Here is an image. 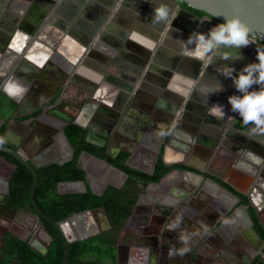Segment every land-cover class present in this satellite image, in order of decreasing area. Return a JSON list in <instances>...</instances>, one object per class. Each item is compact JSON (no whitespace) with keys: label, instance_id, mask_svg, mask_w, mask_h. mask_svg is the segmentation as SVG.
<instances>
[{"label":"crops","instance_id":"obj_1","mask_svg":"<svg viewBox=\"0 0 264 264\" xmlns=\"http://www.w3.org/2000/svg\"><path fill=\"white\" fill-rule=\"evenodd\" d=\"M24 4L25 2L21 0L13 2L14 10H17V7L23 8ZM33 6L39 7L33 3L24 7L26 13L21 16H26L28 20L25 22L29 23V20L34 19L36 12L34 14L33 12L36 9ZM2 10L4 6L0 4V23L3 17ZM2 26L0 25V46L4 43L5 48L8 47L6 51L0 52V85L15 76L30 82L31 89L20 104L9 100L4 92L0 91V129L3 127L2 136L6 132L9 142L15 145L20 143L26 147L24 153L38 165L37 168L57 163L55 161L59 159L62 162L58 164H62L72 158L73 148L70 142V146L68 145L60 130L63 128L64 131L68 125H74L73 123L79 124L85 131L87 144L98 149L100 146L108 145V150L114 156L120 152L128 153L130 165H127L130 168L145 173L151 171L148 173L151 174L158 158L165 165L181 164L183 167L172 168L158 181L148 182L138 193L126 220V228L123 230L126 233L125 238H138L137 242L142 244L141 250L145 254L144 259L153 262L152 264H264V245L251 231V227L254 228V226L249 212V208H252L256 216L259 211V216L264 221V190L257 188L256 179L251 173L240 171L234 166L238 159L237 153L230 149L234 145L232 143L234 138L226 137L231 143H226L224 146L221 141V149L216 148V153L210 157L208 146L204 141L193 134L194 132H189L193 129V124L182 119L183 110L176 112L177 115L171 121L175 124L168 126L163 117L167 100L160 99L158 110L152 108V102L146 99L151 97L152 91L156 90L154 87L145 88L136 99L128 96L122 104L118 103L119 105H116L119 110L118 117L116 120L110 119L102 111L107 109V106L110 108L109 105L104 104V99L109 92L115 94V98L121 92L111 80L129 83V78L124 75L128 73L120 68L121 65L119 66V63L127 64L128 62L123 61L116 51L106 56L108 61L105 63L91 57L90 48L79 52L80 54L71 49V54L74 53L79 58L76 60L78 66L74 68L75 72L70 75V79L75 77V80L68 81V73L72 70L70 60L75 58L61 56L60 53L39 43L36 38L40 36V32L35 35L33 42L24 46L22 41L27 39L24 25L12 33L6 30L8 26L6 23L5 28L2 29ZM5 38L7 41H4ZM159 39L162 41L164 36ZM17 52L19 57L16 58L13 54ZM160 59L166 60L162 57ZM60 71L67 74L64 80L61 79ZM161 77L163 80L165 78L166 81H171L170 75ZM184 81L185 79L183 80L181 76L177 77L175 86H180ZM197 83L200 82L194 80V85ZM63 87H65L64 92ZM54 96L52 106L46 107L44 113L34 117L35 110L50 102ZM63 96L67 98L63 100ZM72 97L83 100L82 107L78 110H74L68 103ZM204 97L207 98L205 95ZM100 99L101 102H99ZM200 101L197 102L201 104ZM37 103L41 106L31 110V106ZM214 104L223 105L225 119L219 120L212 114L210 107ZM227 105L226 99L220 97L209 99L206 105V116L224 123L223 134L226 132L231 136L243 137L244 135L239 134L238 131L242 129L240 120H237L238 124H234L231 128L227 117L236 119L237 113H227L229 110ZM24 109L26 111L21 112ZM152 119L156 121V124ZM7 123H10V127L6 128ZM204 128L208 132H214L209 126L205 125ZM107 129L110 130L109 133ZM200 133L201 136L207 137L205 133ZM184 134L194 137L196 143L187 145L185 148ZM249 143L253 148L263 147L254 140ZM78 159L77 164L85 171L86 183L92 192L97 191L101 194L108 185L121 187L126 180L127 175L124 172L106 165L91 155L82 152ZM184 169L190 172H185ZM14 170L0 157V197L8 194L5 192V182L7 179L10 181ZM214 178L230 185L245 196L247 202H240L238 194L224 188ZM176 189L183 192L179 198L180 203L175 208L162 207L161 201L171 197ZM238 208L246 211L249 225L231 229L222 226L220 219L224 216H232ZM178 213L185 214L182 224L185 229L198 228L197 221H204L212 228L208 235L196 238L188 254L170 258L169 247L180 245L177 242L178 233L169 231L165 227L168 221H171ZM0 218L13 220L17 229H22V232L15 233L19 237L28 234L25 217L16 220L15 217L11 218L0 211ZM98 218H102L100 214ZM93 220L95 217L89 215L86 222ZM5 231L9 230L0 231V234ZM145 248L149 249V253Z\"/></svg>","mask_w":264,"mask_h":264},{"label":"water","instance_id":"obj_2","mask_svg":"<svg viewBox=\"0 0 264 264\" xmlns=\"http://www.w3.org/2000/svg\"><path fill=\"white\" fill-rule=\"evenodd\" d=\"M15 1L19 2V0H0V3L4 6V10L1 12L3 17L0 25H3L1 27L3 29L5 28L4 24L6 23L8 25L6 30L10 33L17 30L18 27L21 28L24 25L25 28L23 27V29L27 32V39L22 41L24 46H28L31 42H33L35 40V35L39 32L41 33L42 29L45 31L47 29H50V31H60L58 30V23H60L58 20L59 18L62 20L65 17L70 25L68 26L66 24V27H69L68 29L64 27L65 31H67L68 37L61 41L58 39L59 45L57 44L58 47L56 50L61 56L75 58L73 61L69 59L72 64L71 73H73V69L78 66L76 60H78L79 56L74 53L71 54L70 49H72L71 51H76L78 53L88 50V48H90L89 45L91 41L93 42L94 39H96L97 32L101 31L103 28V31L101 32L102 36L100 38L106 45L102 44L100 41L95 42L92 51L90 52L91 57L106 63L108 61V57L106 56H110L114 53V51H116L123 61L128 62L127 64L119 63V66L121 65L120 68L124 69L128 73L124 75L129 78V83H124L114 79L111 80L110 77H107L108 80L113 81L117 88L121 90L116 98L114 96L115 94L109 92L107 97L104 99V104H106V106L109 105L110 107L108 108L107 106V109H105V113L110 119H117L119 110L116 105L118 103L122 104L126 101L128 96L136 99L142 91L144 92L145 88L151 89L150 87H154L156 90L153 89V95L151 94V97L146 99L150 101V103L152 102V108L158 110L161 101L160 99L167 100L165 105L166 109H164L166 112H164L163 117L168 126L175 124V122L171 121H173L177 115L176 112L183 110L182 119L193 124V129L189 132H194L193 134L199 136L201 141H204V143L208 146V153L210 157L213 156L212 154L216 153V148L221 149V141L224 146H226V143H231L228 139H226L228 136L230 138H234L232 143L235 146L232 145L233 148H230L234 153H237L241 149H245L244 144L247 142L249 144V142H251V140L249 141V139L245 136L241 137L233 135V137L226 132L223 134V127L225 126L223 125L224 123L219 120L210 119L206 116V105L209 102V95L207 96V99L204 97L203 93L210 91L208 87L209 85L215 84L216 81H219L220 83L224 81V88L221 92H219L220 94H217V96L223 97L227 101L228 97L231 95H240V93L235 89L233 81H231L230 78H225L215 71L216 67L224 65L227 61L216 59L212 65L205 67L201 61L195 59L191 55L185 54L181 50L178 40L186 41L193 31L207 34L209 29L213 26L223 23L224 17L231 18L235 16L248 26L250 31L249 39L252 41V44L248 47L239 49V51L242 50L244 53H254L255 50H257L260 54H263L264 50L257 44V42H264V0H166V2L170 3V7L172 6V15L175 16V19L171 24V31H169L168 25L166 24L157 25L153 23L152 16L154 15V0H51L48 1L49 4H47L45 8L43 7L41 10L33 12V14L36 12L35 17L34 19L29 20V23L25 22L28 20L26 16L24 17L21 15L26 13L24 7L32 1L25 0V6H23V8L17 7V10H14L13 2ZM180 2L185 3L188 7L194 10L205 13V16L198 17L197 15L186 11L179 6ZM139 4H142L143 7L141 8ZM33 8L39 9L36 6H33ZM143 11H145V14H143ZM53 14H60L63 17H59L57 15H54L53 17ZM21 17L24 21L20 20ZM60 24L63 23L61 22ZM206 25H209V27ZM63 26L64 24L62 27ZM161 36H164L162 41L159 39ZM139 37L151 41V44H144ZM38 38L39 37L36 38L37 41ZM5 40L7 41V38H5L4 41ZM18 53L19 52L13 55L17 58L19 57ZM161 57L166 60L160 59ZM177 59L181 60L180 65L175 63ZM209 72H213L215 74H210ZM167 75H170L171 81L169 82L166 81L165 78L163 80L161 77ZM179 76H181L183 80L185 79V81L182 82L180 86H175L177 84L175 82ZM194 80L195 82L198 81L200 83L194 85ZM228 85L231 90L226 91L225 86ZM254 87L255 85L253 86L254 90H259V87ZM203 98L205 100H202ZM198 100H201V104L197 102ZM101 101L102 100L100 99L99 102ZM129 105H132V101ZM227 107L229 108L227 113H232L229 103ZM235 120V124H238L237 120H240L238 114ZM152 121L156 124L154 119H152ZM73 124L80 127L77 123ZM205 125L212 128L214 132L204 130ZM60 131L69 145V141L64 134L63 128H61ZM109 131L110 130L107 129L108 133ZM200 132L205 133L207 137L201 136L202 134ZM2 137L5 142L4 145L0 144V152L11 155L30 172L32 176L30 186L31 202L41 216L59 229L65 242L82 240L111 228L110 221L103 207L72 214L57 223L52 222L38 208L34 200V187L37 178L35 168H37L38 165L32 162V159L24 153V151H26L25 146L20 147L18 144L15 145L14 143L9 142L6 132ZM70 149L72 152L71 147ZM100 149H103L104 153L107 155L114 156V154L108 150V145L100 146ZM253 150L256 154L258 153V155L262 157V155H260V153H263L261 152V148L257 147V150L255 148H253ZM83 153L91 155L110 167H114L102 158L86 152ZM0 157L9 163L13 169L16 168V164L13 161L2 155H0ZM129 161L130 159L127 158L126 164L130 165ZM55 162L61 163L62 160L59 159ZM183 171L190 172L188 169H184ZM146 172L149 173L151 171ZM8 181L9 179L5 182L6 194L8 193ZM84 190L85 185L82 180L61 181L57 184V192L59 193L83 192ZM93 192L100 194L97 191ZM3 197V195L0 197V211L6 213V215L11 218L15 217L16 220L17 218L25 217L27 219L26 227L28 234L20 237L22 239H27L29 245L36 251L45 253L52 241V237L39 223L38 217L33 216L22 209L13 210L12 208L7 207L2 203ZM98 214H100L102 217L101 219L104 222L103 228L97 230L87 229L86 221L89 219V215H93L96 219ZM74 220L79 221V224L81 225V234L76 236L71 232L72 236L67 237L68 225ZM251 231L257 240L264 245V240L255 232V230L251 228ZM30 233L36 238L37 235L45 237L44 239L46 240V244L42 249H39L33 244V239L31 237L28 239ZM3 244L4 237L1 234L0 246H3Z\"/></svg>","mask_w":264,"mask_h":264},{"label":"trees","instance_id":"obj_3","mask_svg":"<svg viewBox=\"0 0 264 264\" xmlns=\"http://www.w3.org/2000/svg\"><path fill=\"white\" fill-rule=\"evenodd\" d=\"M179 6L199 17L205 13L188 7L180 2ZM264 44V42H261ZM65 135L72 148V158L62 164L53 163L35 168L37 178L34 187V200L38 208L54 223L72 214L85 210L103 207L111 224V228L82 240L65 242L59 229L41 216L30 199L32 176L19 161L7 153L0 154L16 164V169L9 181L8 194L3 203L13 210L36 215L39 223L51 235L52 242L45 253L33 249L26 239H22L11 231L3 232L4 244L0 247V264H113L116 260V243L119 238L125 240L123 226L129 217L138 193L148 183L158 181L174 167L181 164L165 165L158 158L151 174L130 168L126 164L128 153L120 152L115 156L107 155L103 150L85 142V131L68 125ZM3 127L0 129V137ZM4 144V143H3ZM91 153L124 172L127 177L121 187L108 185L101 194H95L86 183L85 171L77 164L80 153ZM217 180L224 188L238 194L240 202L246 203L245 196L238 193L230 185ZM82 180L85 184L83 192H57V184L61 181ZM253 226L264 240V227L259 223L252 208H249Z\"/></svg>","mask_w":264,"mask_h":264},{"label":"clouds","instance_id":"obj_4","mask_svg":"<svg viewBox=\"0 0 264 264\" xmlns=\"http://www.w3.org/2000/svg\"><path fill=\"white\" fill-rule=\"evenodd\" d=\"M154 15L152 21L154 24H166L171 31L172 21L175 16L172 15V6L166 0H154ZM250 31L238 17H224V22L213 26L207 34L193 31L186 41L178 40L181 50L201 61L205 67L212 65L216 59L226 61H239L244 57L239 49L248 47L252 44L249 39ZM216 72L225 78L233 81L234 87L240 95H231L228 97V103L231 111L239 115L242 126L239 134L244 135L250 140L264 145V54L257 56V62L245 65L236 75L234 67L221 65L216 67ZM259 86V90H254L253 86ZM212 89L204 92L206 97L209 94H216L223 90V85L216 81L215 84L209 85ZM31 89L30 82H25L21 78L12 77L0 85V91L14 101L20 104L24 101ZM212 114L219 120L225 119L226 113L223 105L214 104L210 107ZM230 120L231 128L236 123L234 117H227ZM187 145H194L196 139L189 134H184ZM5 142L0 137V144ZM238 159L235 161V167L246 173H253L256 168L264 166V157L258 154L241 149L237 152ZM183 195L182 190L176 189L171 197L161 201V206L165 208H175L180 203V197ZM184 213H178L171 221H168L167 227L169 231L178 233L177 242L179 247L170 246L168 256L174 258L176 256L183 257L191 251V247L196 238L206 236L210 233L211 228L204 221H197L198 228L188 230L182 227ZM222 226L227 228L247 227L249 219L243 208H238L232 216H224L220 219ZM149 253V249L145 248Z\"/></svg>","mask_w":264,"mask_h":264},{"label":"flooded vegetation","instance_id":"obj_5","mask_svg":"<svg viewBox=\"0 0 264 264\" xmlns=\"http://www.w3.org/2000/svg\"><path fill=\"white\" fill-rule=\"evenodd\" d=\"M20 1V0H19ZM21 1H25V0H21ZM32 2L31 3H33V4H36V5H38L39 7V9H36V11H39V10H41V8H45L46 7V5L47 4H49V2L48 1H51V0H31ZM53 1V0H52ZM78 2V1H77ZM76 2V3H77ZM1 4V3H0ZM139 6L142 8L143 6H142V4H139ZM141 8H139V9H141ZM144 10V9H143ZM143 14H145V11H143ZM54 15H57V16H59V17H63V16H61L60 14H53V17H54ZM199 17V16H198ZM204 17V16H203ZM58 22H62L63 24H64V26L62 27V25L63 24H60V23H58V25H59V29L58 30H60V31H50V29L48 30H44V29H42L41 30V33H40V36H39V38H38V42L39 43H42L43 45H46L48 48H50L51 50H54V51H56L57 52V50H56V48L58 47V45H59V40L61 41V40H63L64 38H67V31H65V29H64V27H66V24L68 25V26H70L69 24H68V21L65 19V17H64V19H62L61 20V18H59V20H58ZM56 27H58V26H56ZM67 29L69 28V27H66ZM64 29V30H63ZM103 31V28H102V30L101 31H98L97 32V34H96V39H94V41L92 42L91 41V43H90V49L92 50V48H93V46H94V44H95V42H97V41H100L102 44H104L103 43V41L101 40V32ZM59 39V40H58ZM139 39H143V38H140L139 37ZM151 42V41H150ZM257 42V41H256ZM58 44V45H57ZM257 44L264 50V44H262V43H259V42H257ZM104 45H106V44H104ZM8 47V46H7ZM6 47V48H7ZM6 48H5V46H4V43H2L1 44V46H0V52H3V51H6ZM81 48H82V46H81ZM3 49V50H2ZM67 50V49H66ZM71 50V49H70ZM240 53H242V55H243V59L242 60H239V61H227V63H225L224 65H227V66H230V67H234L235 69H236V72H234L233 74H237L245 65H247V64H249V63H255V62H257V56L258 55H261L257 50H255V52L253 53V52H247V53H244L242 50L241 51H239ZM262 53V52H261ZM263 54H264V52H263ZM73 61V60H72ZM180 59H177L176 60V64L177 65H180ZM71 62V61H70ZM231 62V63H230ZM71 66H72V64H71ZM80 68H81V66H80ZM73 71H74V69H73ZM75 72V71H74ZM51 73V72H50ZM59 73H62L61 71L59 72ZM68 73V72H67ZM210 74H215V73H211V72H209ZM70 75H73V73H68V81L70 80H75V77H72V79H70ZM75 75V74H74ZM67 76V74L66 73H62L61 74V79H65V77ZM10 77H12V74H10ZM232 81V80H231ZM223 83H224V81L223 82H221V84L223 85ZM231 85V84H230ZM88 87V86H87ZM230 86L228 85V86H225V88H226V91H229V90H231L230 88H229ZM257 87H259V86H256L255 85V87L254 88H257ZM224 88V87H223ZM210 89V91L212 90L211 88H209ZM64 90H65V87H63V92H64ZM87 90H90V89H87ZM221 92V91H220ZM61 94H62V92H61ZM217 94L218 93H216V94H209V99H211L212 100V98H214V97H219V96H217ZM220 94V93H219ZM60 97V96H59ZM63 98V100H65L66 98H67V96H63L62 97ZM220 98H223V97H220ZM55 99V96L50 100V102H48V103H46L45 105H43L41 108H38V109H36L35 110V114H34V117H36V116H39L40 114H42V113H44V111H45V108L46 107H49V106H52L51 104H52V102H53V100ZM59 99V98H58ZM61 99V98H60ZM208 99V98H207ZM224 99V98H223ZM10 100V99H9ZM69 102V104L71 105V107L72 108H74V110H78L79 108H81L82 107V103H83V100H80L79 98H76V97H72V99L71 100H68ZM209 101V100H208ZM10 102V101H9ZM54 105H56V103L54 104ZM39 106H41L40 104H38L37 103V105H33V106H31V110L32 109H34V108H36V107H39ZM29 109V110H30ZM26 111V109H24V111H21V112H25ZM102 111H103V113L105 112V109L103 110L102 109ZM28 120V119H27ZM10 124V123H9ZM9 124L7 123L6 124V128L9 126ZM10 127V126H9ZM5 128V129H6ZM3 133V132H2ZM2 136V135H1ZM9 141V140H8ZM2 145H4V144H2ZM18 146H20V147H23V145H21L20 143H18ZM244 148L245 149H247V150H249V151H252V152H254V153H256L254 150H253V147H252V145H251V143H249L248 144V142L247 143H245L244 144ZM259 148H261V147H259ZM255 149L257 150V147H255ZM264 148L262 147L261 148V152H263V153H260V155H262V157H263V155H264ZM258 154V153H257ZM1 155V154H0ZM73 155V154H72ZM234 156H235V154H234ZM16 169V168H15ZM251 175H253L254 177H255V179H256V185H257V188L259 187L260 189H262V190H264V166H260V167H258V168H256V170L253 172V173H251ZM3 199H4V197H3ZM3 199H2V203H3ZM4 204V203H3ZM5 205V204H4ZM258 210V209H257ZM31 215H33V214H31ZM260 212L258 211V215H257V213H256V216H257V219H258V221H259V223L264 227V221L260 218ZM33 216H36V215H33ZM98 217H96V219L95 220H93V221H91V222H89V223H86L87 225H86V228L87 229H92V230H97V229H102L103 228V226H104V222L102 221V219L101 218H99V219H97ZM98 220V221H97ZM127 222V221H126ZM126 222H125V224H126ZM23 225V224H22ZM80 224H79V221L78 220H74L73 222H71L69 225H68V233H67V237H71L72 236V234H71V232L74 234V235H76V236H79V234H81V229H80ZM89 226V227H88ZM9 228H13L14 229V233H20V232H22V229H17L18 227L16 226V224L13 222V220H11L10 218H6V219H3V218H0V231H4L5 229H8L9 231H10V229ZM126 227H125V225L123 226V230L125 229ZM252 229H254L253 227H251ZM27 230V229H26ZM255 230V229H254ZM11 232H13V230H11ZM24 232H26L25 230H24ZM255 232H256V230H255ZM31 233H33V232H31ZM31 233L29 234V236H28V239L31 237L32 239H33V244L36 246V247H38L39 249H42L43 247H44V245L46 244L45 242H46V240L44 239L45 237H43V236H40V235H37V238L36 237H34V236H32L31 235ZM257 234H258V232H256ZM1 235V234H0ZM259 235V234H258ZM19 236V235H18ZM24 236V235H23ZM260 236V235H259ZM261 237V236H260ZM262 238V237H261ZM27 240V239H26ZM137 240H138V238H133V237H129L128 239H126L125 238V240H122V238H119L118 239V241H117V243H116V260H115V262L113 263V264H152L148 259H144V252H143V250H141L142 249V244H140V243H138L137 242ZM52 242V241H51ZM50 242V243H51ZM0 247H2V246H0ZM131 248V249H130ZM129 249H130V251H131V254H130V251H129ZM129 255H130V257H129Z\"/></svg>","mask_w":264,"mask_h":264},{"label":"bare ground","instance_id":"obj_6","mask_svg":"<svg viewBox=\"0 0 264 264\" xmlns=\"http://www.w3.org/2000/svg\"><path fill=\"white\" fill-rule=\"evenodd\" d=\"M206 26L209 27V25H206ZM141 40L143 41L144 44H147V45L151 44L150 41H148L145 38L144 39H141Z\"/></svg>","mask_w":264,"mask_h":264},{"label":"rangeland","instance_id":"obj_7","mask_svg":"<svg viewBox=\"0 0 264 264\" xmlns=\"http://www.w3.org/2000/svg\"><path fill=\"white\" fill-rule=\"evenodd\" d=\"M9 229L14 231V229H13V228H9Z\"/></svg>","mask_w":264,"mask_h":264}]
</instances>
